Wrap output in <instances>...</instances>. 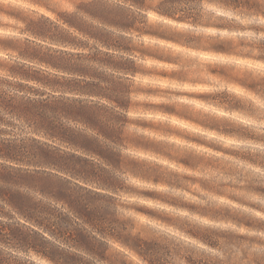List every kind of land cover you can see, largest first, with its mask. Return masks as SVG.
Masks as SVG:
<instances>
[{
    "label": "clouds",
    "instance_id": "9594fccd",
    "mask_svg": "<svg viewBox=\"0 0 264 264\" xmlns=\"http://www.w3.org/2000/svg\"><path fill=\"white\" fill-rule=\"evenodd\" d=\"M0 264H264V0H0Z\"/></svg>",
    "mask_w": 264,
    "mask_h": 264
}]
</instances>
